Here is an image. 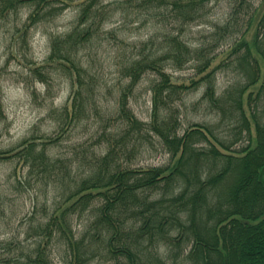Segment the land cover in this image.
I'll list each match as a JSON object with an SVG mask.
<instances>
[{"label": "trees", "instance_id": "trees-1", "mask_svg": "<svg viewBox=\"0 0 264 264\" xmlns=\"http://www.w3.org/2000/svg\"><path fill=\"white\" fill-rule=\"evenodd\" d=\"M68 1L0 0V24L10 23L15 32L20 25L24 36L62 13ZM77 1L71 29L49 40L44 60L50 68L66 72L71 82L72 95L61 110L71 123L80 122L87 110L101 112L102 85L90 64L94 58L87 62L82 52L91 58L92 48L104 36L116 37L118 27L104 29L115 13L120 8L134 10L138 22L154 20L163 29L145 42L124 43L132 51L117 67L127 81L118 86L117 110L109 118L122 126L120 136L110 135L116 137L114 145L92 155L88 168L71 173L70 160L49 154L53 140L27 139L0 151V159L27 168L15 188L30 191L45 179L59 183L58 189L63 184L50 207L48 200L41 201L42 218L35 217L36 200L24 219L22 238L0 239V264H56V247L64 253L63 264L102 259L103 264H264V0L255 7L253 0H228V17L210 24L207 41L197 44L184 39L186 28L202 23L216 0ZM24 8L28 14L21 24ZM187 65L193 70L188 83L173 81L166 69L178 71ZM224 70L234 72L236 80L217 91L215 73ZM149 72L156 79L149 88L151 119L143 122L129 102ZM201 87L195 105L217 115L219 125L232 126V135L240 136L235 141L223 140L206 124L182 128L185 96ZM1 101L0 93V118ZM151 134L175 160L171 169L132 166L131 160L152 142ZM102 135L108 139L106 132ZM241 139L246 143L232 148ZM85 214L87 227L78 231L73 219ZM161 247L165 252L160 253Z\"/></svg>", "mask_w": 264, "mask_h": 264}, {"label": "rangeland", "instance_id": "rangeland-1", "mask_svg": "<svg viewBox=\"0 0 264 264\" xmlns=\"http://www.w3.org/2000/svg\"><path fill=\"white\" fill-rule=\"evenodd\" d=\"M260 1L253 0L254 7ZM68 2L69 5L62 13L51 21L37 24L26 31L24 36V32L20 34L22 26L19 25L18 31L15 32L10 23L0 24V93L3 106V116L0 118V151H8L27 139L36 142L53 140L54 142L48 145L49 154L70 160L71 173L76 175L80 170L89 167L87 162L92 163V155L103 154L107 151L108 144L114 145L116 137L110 135L120 136L122 126L119 122H109V118L113 117L117 110L118 86L127 81L121 78L117 67L132 51V48L124 43L145 42L150 36L159 34L163 26L150 19H146V23L138 22L140 16L138 17L134 10L120 8L115 13L104 29L112 30L118 27L116 37L104 36L102 43L92 48L91 58L85 56L86 52H82L83 59H88L87 62L94 58V63L90 64L93 67V76L99 80V86L102 85L101 94L98 96L101 112L95 115L93 111L87 110L80 122L73 120L75 123H71L70 117H64L66 114L61 111L69 102L71 82L65 77L66 72L50 68L44 61L50 52L49 40L55 35L69 31L76 19L79 1ZM209 5L211 13L202 22L207 24L193 22L187 26L184 39L188 43L207 41L205 38L212 30L209 25L221 23L231 11L228 0L212 1ZM27 14L28 9L24 8L20 14L21 24ZM24 38L25 44L22 42ZM34 68L37 69L33 70ZM166 69L171 72L175 82L188 83L193 76L190 65L178 71L169 67ZM155 79V74H145L129 102L133 113L143 122H149L151 119L152 94L149 88ZM235 80L236 74L231 70L215 73L217 91L226 88ZM203 90L204 87H201L185 96L186 106L181 108L182 128L185 129L190 123L206 124L213 126L214 133L223 140L235 141L240 136L232 135V126L224 123L219 125L217 115L207 113L204 105H195ZM246 96L247 94L243 99L245 104ZM244 108L248 115L246 106ZM104 132L110 141L104 139ZM150 140L152 142L145 144L131 160L132 166H163L171 169L175 160L170 158L154 135L151 134ZM245 143L242 139L238 140L232 148L239 149ZM26 173L27 168L21 162L0 159V239H8L13 235L22 238L27 225L24 219L31 214L36 200L38 206L35 217L42 218L43 214L39 211L41 201L48 200L50 203L54 196L60 195L63 184L58 189L59 183H49V179L39 181L30 191H26L25 186L15 188L16 180L24 177ZM52 203L47 206L50 207ZM87 224V214L73 219V226L78 231H83ZM163 252L165 250L161 247L160 253ZM63 259L62 250L53 248L52 260L56 264H63ZM101 263L103 264V259L95 264Z\"/></svg>", "mask_w": 264, "mask_h": 264}]
</instances>
